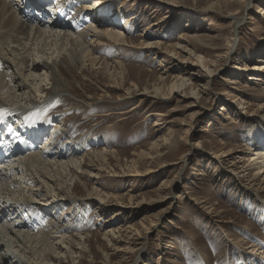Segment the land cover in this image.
<instances>
[{
    "label": "rangeland",
    "instance_id": "obj_1",
    "mask_svg": "<svg viewBox=\"0 0 264 264\" xmlns=\"http://www.w3.org/2000/svg\"><path fill=\"white\" fill-rule=\"evenodd\" d=\"M102 2L101 19L125 33L127 43L96 37L97 66L60 62L61 95L35 118L42 128L52 125L59 147L79 151L62 148L66 158L52 160L77 158L83 165L69 183L78 187L75 197L101 192L93 199L99 206L47 209L49 223L38 230L81 244L75 260L66 250L53 264H264V179L249 162L264 148V71L257 69L264 66V0ZM150 43L177 45L179 57L165 58ZM119 65L127 67L122 76ZM175 77L195 85L199 98L183 87L173 98L154 99V87L166 93ZM41 86L49 92L53 83ZM145 88L149 95L140 96ZM103 149L116 155L97 162L92 153ZM89 164L98 177L82 174ZM135 169L141 176L125 175Z\"/></svg>",
    "mask_w": 264,
    "mask_h": 264
},
{
    "label": "bare ground",
    "instance_id": "obj_2",
    "mask_svg": "<svg viewBox=\"0 0 264 264\" xmlns=\"http://www.w3.org/2000/svg\"><path fill=\"white\" fill-rule=\"evenodd\" d=\"M92 2L95 3L94 6H91ZM92 2L88 0H0V111L5 114L3 118L5 129L0 130V148L6 151L7 160L5 164L3 162L0 164V264H53L57 259L62 261L63 256H60L66 250H69L66 252L67 255L69 254L68 259L75 260L73 250L81 245L78 244V239L75 237L70 239L63 235L55 237L52 232H47L49 229L40 231L49 223L47 209L52 208L50 205L57 207L60 203L101 205L93 201L94 194L101 195V192L95 188L88 191L86 199L75 197L78 187L72 189L69 183L76 176L75 172L82 169L83 165L77 158L69 159L60 165L56 161L52 163V160L61 158L64 160L66 158L64 150H67L69 155L79 154V151L74 148L69 149V146L66 148V145L62 146L64 150L61 151L62 148L55 143L58 134L55 133L54 136L51 131L52 125L49 128H42L35 119L42 111L52 108L54 100L61 95L59 86L64 81L60 75L61 71L57 69L60 62L67 60L72 65L79 63L86 67L89 63L90 66H97L102 60L94 57L95 40L93 38L96 37L110 39L116 44L127 43L123 37L125 33L116 31L110 25L108 28L107 21L101 19L98 14L99 8L107 2L103 3L102 0ZM79 3L84 4L83 9H76ZM89 13L96 14L95 18L87 19ZM93 21H96L98 26ZM140 47L143 48V44ZM147 48H159L162 51L160 54H164L165 58L171 60L179 57L177 50L180 47L177 45L164 47L162 43H150ZM108 65L106 61L103 62L106 71H109ZM200 65L206 69L210 77L213 76L214 71L207 68L206 64ZM119 66L122 76L127 67ZM257 69L264 71V66ZM180 80L181 78H173L171 84L167 86L166 93L162 92L161 87L155 86L153 98L165 100L175 97L179 92L182 94V88L186 87V83L182 81L179 84ZM46 81L53 83L49 92H47L48 88L45 89L46 86L45 88L41 86ZM160 81L164 85L162 78ZM194 86L190 84L184 91L189 90L192 99L197 100L199 93ZM42 87L43 91H41ZM133 89L135 93L139 92L138 86ZM128 91L130 92L131 89ZM143 91L145 92L139 93L140 96L149 95L148 89L145 88ZM45 92H47L46 97L39 98L38 93ZM124 100L123 98L120 101L125 102ZM66 133L67 136H71L70 130H66ZM43 139L44 144H42ZM160 142L164 146L170 144L165 138ZM38 145L42 146L38 148ZM152 146L153 149L154 146L159 147L156 144ZM9 147L12 152L8 150ZM259 148L255 150V156L249 162L254 170H259L255 177L264 179V148L261 146ZM92 154H95L97 162L102 163L107 154H111L113 158L116 152L103 149ZM150 155L145 153L141 156L149 158ZM131 165L133 169L136 168L132 163ZM89 166L92 170H84L82 174L91 178L98 177V169L93 164ZM54 167H57L56 171L55 169L53 171ZM135 170L134 174L125 175L141 176L140 172ZM63 171L64 174L66 173L64 177ZM57 177L64 178V182L61 183ZM59 182L61 185L58 186L61 187L50 184ZM66 185L67 187L63 188ZM43 186L48 188L46 194H44ZM49 193L54 195L49 198ZM41 195L42 199L39 201ZM59 195L60 200L65 202L56 199ZM52 198H55L54 201L51 200ZM85 200H91V202L84 203ZM154 225L156 224L154 223L151 227ZM38 226H41L40 230ZM56 240L60 241L55 243ZM60 264L64 263L60 262Z\"/></svg>",
    "mask_w": 264,
    "mask_h": 264
}]
</instances>
